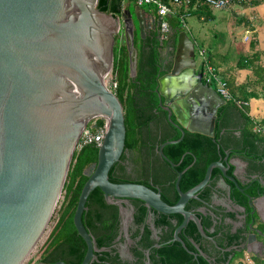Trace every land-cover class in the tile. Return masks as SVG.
Wrapping results in <instances>:
<instances>
[{
    "label": "water",
    "instance_id": "1",
    "mask_svg": "<svg viewBox=\"0 0 264 264\" xmlns=\"http://www.w3.org/2000/svg\"><path fill=\"white\" fill-rule=\"evenodd\" d=\"M98 1L0 0V264H23L43 237L63 193L81 134L97 118L106 120L104 137L98 145L97 162L85 170L88 179L73 217L87 244L81 264L91 263L97 257L95 251L104 249L97 247L94 235L82 221L88 196L96 187L104 192L108 203L119 207L128 239L129 221L133 220L126 206L130 198L143 200L149 208L155 237L152 208L183 214L173 239L185 248L179 233L190 220L201 235L211 238L197 213L185 206L191 198L200 199L198 192L210 182L214 168L222 171L219 185L227 190L229 203L237 210L246 209L233 202L231 185L224 179L239 187L237 170L233 175L227 173L230 165H237L233 159L228 164L211 162L205 177L186 191L179 183L187 168L179 171L175 184L180 197L175 204L162 198L160 188L110 179L109 172L120 160L126 140L123 102L106 82L114 65L116 35H125L130 74L135 76V19L140 34L145 36L150 16L138 4L133 11L125 8L120 16H114L98 8ZM174 50L173 69L160 78L158 87L160 105L182 132L179 139L158 146L159 154L173 166L176 164L164 154L163 147L181 140L186 129L214 135L218 108L226 102L214 86L204 81L203 72L197 69L194 41L184 30L178 33ZM249 204L253 208L250 213L257 212L264 221V195L250 197ZM234 208L229 211L235 212ZM247 215L245 211L243 217ZM253 221L246 224L249 233L245 249L264 257V252H259L264 240L258 238L264 237V231ZM197 249L206 256L199 245ZM146 256V264H151L149 250Z\"/></svg>",
    "mask_w": 264,
    "mask_h": 264
},
{
    "label": "trees",
    "instance_id": "2",
    "mask_svg": "<svg viewBox=\"0 0 264 264\" xmlns=\"http://www.w3.org/2000/svg\"><path fill=\"white\" fill-rule=\"evenodd\" d=\"M251 1L253 4H258L262 0ZM97 7L114 16H120L125 8L134 10V7L131 8L129 4L124 5V0H99ZM141 7L143 8V5ZM143 9L147 14H156L154 7L152 10L149 9V12L145 8ZM135 22L136 75L131 76L130 74L128 46L124 39L119 38L120 34L116 35L114 65L111 72L112 80L117 83L114 91L123 102L125 110L126 140L121 158L129 153L131 171L128 172L127 168L120 165V161H118L109 172L110 179L114 182L135 181L155 190L160 188L162 198L169 204H175L180 197L175 185L178 172L187 168L179 183L181 190L186 191L205 177L207 167L211 162L224 161L227 149H231V154L239 153L263 169L264 135L253 130L256 121L249 114V105L240 106L236 101H248L250 97L258 96L256 88L251 89L252 83L254 87L260 84L261 92L264 93V67L256 62L259 55L241 56L237 66H253L256 78L236 85L231 72L226 75L220 71L214 58L211 55L207 56L204 51L200 71L204 72L206 65L211 64L215 71L227 81L234 98L226 99V102L218 108L214 135L186 129L181 140L163 147L164 154L176 164L173 166L158 152V146L163 142L177 140L182 136L180 128L169 119L168 111L160 105L158 91L160 78L167 71L163 67L162 50L169 42L152 37L147 32H145V36H142L136 19ZM169 23L172 29L171 35L176 41L178 33L183 31L184 27L174 18L169 19ZM254 44L251 42L252 47ZM204 81L206 82L205 78ZM172 119L175 117L173 116ZM95 123L102 126L105 119L97 118ZM232 127H237L239 134ZM149 156L154 157L150 168L148 163H145V157ZM97 160L98 145L94 142L87 143L75 150L63 189L62 204L52 217V220L56 218L55 224L44 242L39 257L30 264H36L39 261L54 264L60 259L68 263L71 259L74 261L73 264L82 263L87 252V244L78 233L73 217L81 190L88 179L85 170ZM219 174L220 169L214 168L211 176L213 183L216 184ZM128 176L136 179H125ZM256 186H260L259 182H256ZM251 192L255 194L257 190L253 189ZM233 195L237 196L241 203L248 205L247 194L233 187ZM199 196L210 200L212 197L211 186L208 184L202 188ZM132 201L135 206L133 216L137 228L132 232L131 238L137 241L131 250L140 256L141 260H143L142 257H145V250L150 249L149 256L152 264H218L216 260L213 262L204 255L195 256L181 242L172 240L177 226L184 219L181 213H163L152 208L154 224L156 228L160 229L158 240L160 246H156L157 241L152 235L153 229L147 222L148 207L141 199L133 198ZM201 205L200 200L192 198L186 208L197 213L207 233L215 238H220L219 229L209 231V228L214 224V219L210 213L199 209ZM86 207L82 221L88 231L94 235L97 247L104 248L95 251L97 257L90 264H108L107 260L110 263L119 261L120 253L113 245L120 231L119 207L108 203L104 192L99 187L89 194ZM180 236L187 247L193 251H198L194 242L200 244L203 241L193 220H190L181 230ZM236 238L239 236L230 235L228 243L232 244ZM202 249L207 251L204 246ZM222 260L219 259V262L222 263ZM259 262L264 263V258Z\"/></svg>",
    "mask_w": 264,
    "mask_h": 264
},
{
    "label": "flooded vegetation",
    "instance_id": "3",
    "mask_svg": "<svg viewBox=\"0 0 264 264\" xmlns=\"http://www.w3.org/2000/svg\"><path fill=\"white\" fill-rule=\"evenodd\" d=\"M160 20L161 19L159 16H157L156 14H151L150 18L148 20L149 21L148 25L146 27V32H147V34L151 35L152 37L153 36L158 37V38L162 39L163 41L169 42V44L165 45L163 50H162L163 67L165 70H167L165 73V74H167V73H171V71L173 69V59H174V55H175V50H174L175 41H174V37L171 35V33H172L171 27H170L169 34L166 37L162 36V34L160 32V27H159ZM197 69L199 70L198 67H197ZM173 116L175 117V119H173V120L177 122L176 115L173 114L172 118H173ZM232 128L234 129V131L237 134H239V130L237 129V127H232ZM230 159L236 160L237 165L236 166L230 165L227 173H228V175H233L234 171L237 170V179H238L239 187L237 185H235L232 180H230L228 178H224V179L228 184L231 185V197L233 199V202L235 204H240V205L245 206V208H246L245 211L248 213V215L246 216V218L243 217V214L245 213V211L237 210L236 208L233 207L234 206L233 203L232 204L229 203L228 198H227V190L224 187H222L221 185H219L222 182L221 179H223V174H222V171L220 170V174L218 176L216 184L213 183L211 180L208 183L212 188L211 199L205 200V199L201 198L199 196L200 191L198 192V196L200 197V199H198V200H200L202 203V205L200 206L199 209L202 211H206V212L210 213L214 219V224L209 228V231H214L216 229H219L220 233L218 235L220 238H217V237L215 238V237L211 236L204 229L206 234L211 238H207V237H204L203 235H201L203 237V241L200 242V244L196 243V242H194V244L196 247H197V245H199L200 248L201 247L203 248V246L206 247L207 251L201 248L202 251L206 254V257H208L213 262L216 260L218 264H237V263L245 264L246 255L247 256L249 255L251 257L255 256L254 253L247 252L245 249V241H246L247 234L249 233V229L246 227V224L251 223V221L254 219L253 225L256 228H261L264 231V221H260V218H259L257 212H254L253 215L250 213L253 210V208L249 204L250 197L254 199V198H257L259 196L264 195V168L262 169L261 166H259L257 163H254V162L248 160L246 157H243L239 153L231 154V149H227L223 162L228 164ZM152 160H154L153 156L145 157V163H148L149 168H150V166H152ZM119 161H120V165H124L127 168L128 172L131 171L129 153L125 154V156L123 158H120ZM150 163H151V165H150ZM125 179L135 180L136 178L132 177V176H128V177H125ZM256 182H259L260 186H256ZM233 187H235V188L241 190L242 192H244L245 194H247L248 205H246L245 203L244 204L241 203V201L238 199V197L233 195ZM253 189L257 190V193L252 194L251 191ZM214 195H216L218 197L217 203L218 204L221 203V204L218 205L215 203ZM132 199L133 198H130L126 201V206L129 209V211L132 214H134L135 206H134ZM195 199H197V198H195ZM190 200L186 203V205L190 202ZM203 200L211 203L212 207L207 206ZM231 207L234 208L235 212L229 211V208H231ZM148 210H149V208H148ZM192 211H194V210H192ZM152 221L154 222V213H153V220ZM147 222L150 223V226L152 228L151 221L149 220V212H148ZM136 228H137V226L134 222V216H133V220L129 221L130 238H131L132 232ZM142 228H143V226L141 227V229ZM155 228H156V226H155ZM156 229H157V236L158 237H155L154 230H153L152 235L157 241L155 243V245L160 246V243L158 242L160 229H158V228H156ZM199 233H200V231H199ZM232 234L238 235L239 238H236L235 242H233L232 244L231 243L229 244L228 240L230 238V235H232ZM179 235H180V233H179ZM173 237H174V235H173ZM173 237H172V240H174ZM258 238L260 240H264V237H262L260 235H258ZM238 239H239V241H238ZM136 241L137 240H134L132 238L128 239V237L125 235L124 224H123V220L121 217L120 231H119V234L113 243L114 247L120 253V260L115 262V263L114 262L110 263L109 260H107L106 262L108 264H146L147 263L146 251L149 250V255H150V249L145 250V257L144 258L142 257L143 260H141L140 256L136 255L131 250L132 246L136 243ZM183 242L185 243L184 240H183ZM222 243L228 244V245L225 246ZM181 244H182V242H181ZM185 245H186V243H185ZM186 247H187V245H186ZM187 249L193 253H197V257L201 254V253H198L197 250L193 251V250H190L188 247H187ZM259 252H264V248L263 249L260 248ZM219 259L220 260L223 259L222 263L219 262ZM58 261H65V260L60 259ZM65 262L67 264H69V263L73 264L74 263V261L71 259L69 260V263L67 261H65ZM150 262H151V260H150ZM151 264H152V262H151ZM213 264H215V263H213Z\"/></svg>",
    "mask_w": 264,
    "mask_h": 264
},
{
    "label": "crops",
    "instance_id": "4",
    "mask_svg": "<svg viewBox=\"0 0 264 264\" xmlns=\"http://www.w3.org/2000/svg\"><path fill=\"white\" fill-rule=\"evenodd\" d=\"M235 3V4H234ZM227 9L231 10L233 18L238 22L236 27L228 30H221L225 32V37L220 47L210 50L207 56H212L216 61L215 64L218 65L220 71L224 72L226 75L230 74L234 77L236 85L246 83L248 80H255L256 75L253 71V66L249 67H238L237 63L241 56L251 57L252 55L258 54L257 64H261L264 67V0L258 4H253L251 0H237ZM177 16L186 15L193 17L192 19V29L195 32L197 38L190 37L194 44L197 42L206 43L208 35L205 31L208 27V22L210 20H216L214 9L205 4L193 3L190 8L177 7ZM223 9V8H222ZM151 14H149L150 16ZM190 28V27H188ZM239 28V29H238ZM213 30L215 34L220 31L218 27H214ZM238 40V42H237ZM251 42H254V47L251 46ZM208 50V49H207ZM231 50L233 51L231 54ZM205 51V49H201ZM237 51H241L242 54H238ZM233 59V60H231ZM200 70V68H199ZM264 81V80H263ZM216 88V87H215ZM256 88L258 96L250 97L247 101L249 105V114L257 122L264 123V93L261 91V85L257 84L254 87L252 83L251 89ZM218 197L214 195V201L218 204ZM222 200V199H221ZM221 204V203H219ZM218 204V205H219ZM247 257V255H246ZM251 257V256H250ZM258 257L257 259H254ZM255 264H260V260L263 259L261 254H257L251 257ZM246 263V258H245Z\"/></svg>",
    "mask_w": 264,
    "mask_h": 264
},
{
    "label": "built area",
    "instance_id": "5",
    "mask_svg": "<svg viewBox=\"0 0 264 264\" xmlns=\"http://www.w3.org/2000/svg\"><path fill=\"white\" fill-rule=\"evenodd\" d=\"M237 0H135L136 4L138 5H152L156 10V15L160 17V32L163 37H166L170 32V23L169 20L166 19V16L177 13V7H185L190 8L193 3L195 5L197 3L206 4L211 8H226L229 7L231 4L236 2ZM183 18V16H182ZM184 19V18H183ZM204 54V51L202 52ZM206 79V82L210 85H216L217 91L222 95L225 99H232L233 94L231 89L227 83V81L215 71L214 67L208 63L205 67V71L203 72V79ZM106 82L108 86L114 90L117 86L116 81L112 80L111 73H109L106 77ZM240 106L248 104L247 101L244 100H236ZM91 123V122H90ZM95 120L92 121L91 125L85 128L82 132L80 140L77 144L76 149H80L83 145L87 143H96L99 145L103 140V129L106 126V120L104 125L95 127ZM253 130L256 133L264 135V123L255 122ZM245 264H255V261L248 255L246 257ZM264 264V263H260Z\"/></svg>",
    "mask_w": 264,
    "mask_h": 264
},
{
    "label": "rangeland",
    "instance_id": "6",
    "mask_svg": "<svg viewBox=\"0 0 264 264\" xmlns=\"http://www.w3.org/2000/svg\"><path fill=\"white\" fill-rule=\"evenodd\" d=\"M126 4H129L131 8L136 6L135 0H124V5H126ZM143 8H145L147 12H149V9L150 10L153 9V7L151 5H148V4L143 5ZM227 8L228 7L223 8V9L222 8L214 9L215 15H217L216 20H210L208 22V25H207L208 27H206L207 30L205 31L206 35H208L211 31H213L212 34L210 33L208 36H206L207 37V41H205L206 43L202 44L201 42H199V43L197 42L195 44V52H196V60H197L198 68H200L202 60H203V53L201 52V49H205L206 54H209L210 50L212 51V49H216V47H220L221 43L223 42V39L227 38V37H225L226 33L222 32L221 30L223 29V30H226V32H227L228 30L235 28L237 25L236 23H238L235 20V18H233V14H232L231 10H229ZM171 18H174V20H176L180 24H182V26L184 27V31L187 32V34L190 37L197 38L194 30L192 29L193 17L186 15V18L184 17V19H183L181 16L178 17L176 13H173V14L166 16V19H168V20ZM188 27H190V28H188ZM214 27L219 28L220 31L218 32V34L217 33L215 34V31L213 30ZM119 38L126 40L124 33H120ZM237 42H238V40H237ZM232 52L233 51L231 50L230 54ZM237 53L239 55L242 54L241 51H237ZM231 60H233V59H231ZM214 87H216L215 84H214ZM63 198H64V195L62 193L56 210L62 204ZM56 210H55V212H56ZM55 221H56V218H54V220H51V222H50L46 232L44 233L43 237L41 238V240L39 241V243L37 244L35 249L32 251V253L29 255L28 259L23 264H30L33 260H35L39 257V254L41 253L44 242L46 241L51 229L53 228Z\"/></svg>",
    "mask_w": 264,
    "mask_h": 264
}]
</instances>
